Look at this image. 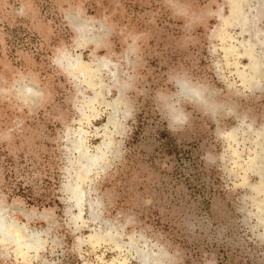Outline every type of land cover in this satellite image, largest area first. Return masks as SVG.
Here are the masks:
<instances>
[{
    "label": "rangeland",
    "instance_id": "1",
    "mask_svg": "<svg viewBox=\"0 0 264 264\" xmlns=\"http://www.w3.org/2000/svg\"><path fill=\"white\" fill-rule=\"evenodd\" d=\"M0 212V264H264V0H0Z\"/></svg>",
    "mask_w": 264,
    "mask_h": 264
},
{
    "label": "clouds",
    "instance_id": "2",
    "mask_svg": "<svg viewBox=\"0 0 264 264\" xmlns=\"http://www.w3.org/2000/svg\"><path fill=\"white\" fill-rule=\"evenodd\" d=\"M169 83L180 89V94L188 100L189 103H196L203 106H210V101L206 96V89L189 79L182 76H173L169 78ZM168 119L173 124H184L188 121V113L182 107L172 106L167 109Z\"/></svg>",
    "mask_w": 264,
    "mask_h": 264
},
{
    "label": "bare ground",
    "instance_id": "3",
    "mask_svg": "<svg viewBox=\"0 0 264 264\" xmlns=\"http://www.w3.org/2000/svg\"><path fill=\"white\" fill-rule=\"evenodd\" d=\"M81 150H82L81 145H79L78 151L82 157H86L90 161L93 160V158L95 159V157H93L95 154L92 156L90 155V157H89V156L85 155V153H83V151H81ZM74 197H78V194H76L75 190H74ZM29 236L30 235L19 230V228L15 224H11L10 222H8V220L5 219V216L0 212V238L1 239H4V240H11L12 239V241L14 240L16 245L21 244L22 247H25L26 249L27 248L30 249L32 247H36V248L40 247L41 243H39L37 241L38 239L35 241H31V240H29V238H30Z\"/></svg>",
    "mask_w": 264,
    "mask_h": 264
}]
</instances>
